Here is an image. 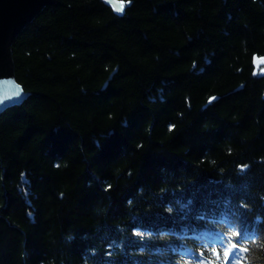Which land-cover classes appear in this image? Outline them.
<instances>
[{
	"label": "trees",
	"instance_id": "trees-1",
	"mask_svg": "<svg viewBox=\"0 0 264 264\" xmlns=\"http://www.w3.org/2000/svg\"><path fill=\"white\" fill-rule=\"evenodd\" d=\"M11 55L0 264H264V0H50Z\"/></svg>",
	"mask_w": 264,
	"mask_h": 264
},
{
	"label": "water",
	"instance_id": "water-1",
	"mask_svg": "<svg viewBox=\"0 0 264 264\" xmlns=\"http://www.w3.org/2000/svg\"><path fill=\"white\" fill-rule=\"evenodd\" d=\"M120 13L118 0H104ZM50 0H0V112L20 104L25 97L14 75L11 45L16 36L29 24Z\"/></svg>",
	"mask_w": 264,
	"mask_h": 264
},
{
	"label": "snow or ice",
	"instance_id": "snow-or-ice-1",
	"mask_svg": "<svg viewBox=\"0 0 264 264\" xmlns=\"http://www.w3.org/2000/svg\"><path fill=\"white\" fill-rule=\"evenodd\" d=\"M128 2H130V0H128ZM120 3H121V8H120L119 10L122 11V10H123V6H124V0H120ZM192 203H193V201H192L191 199H189V200H187L184 204L181 205V208H184V209H188V210H190V206H191ZM169 212H170V213H171V212H174V209H172V208L170 207V208H169ZM257 219H259V218H257ZM140 235H143V234L141 233ZM241 235H242V234H241ZM237 243H239V240L237 241ZM235 248H236V244L233 245V249H235ZM243 251H247V249H243ZM217 254H219V253L217 252ZM230 254H233V255H234V253H232L231 250H226V251L224 252V256H225V264H228L227 258H228V256H229Z\"/></svg>",
	"mask_w": 264,
	"mask_h": 264
},
{
	"label": "rangeland",
	"instance_id": "rangeland-1",
	"mask_svg": "<svg viewBox=\"0 0 264 264\" xmlns=\"http://www.w3.org/2000/svg\"><path fill=\"white\" fill-rule=\"evenodd\" d=\"M256 62H260V63L262 62V63H264V59L257 60ZM259 72L260 73H264V69L260 70Z\"/></svg>",
	"mask_w": 264,
	"mask_h": 264
}]
</instances>
